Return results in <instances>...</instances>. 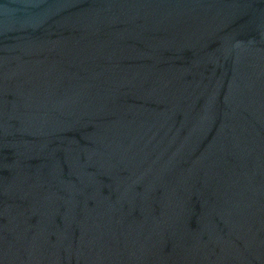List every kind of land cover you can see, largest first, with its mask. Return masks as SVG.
<instances>
[{"label":"water","instance_id":"1","mask_svg":"<svg viewBox=\"0 0 264 264\" xmlns=\"http://www.w3.org/2000/svg\"><path fill=\"white\" fill-rule=\"evenodd\" d=\"M0 264H264V0H0Z\"/></svg>","mask_w":264,"mask_h":264}]
</instances>
